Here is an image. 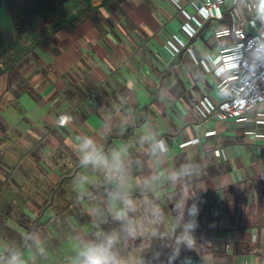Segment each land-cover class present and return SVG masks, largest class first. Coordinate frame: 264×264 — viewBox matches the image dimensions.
<instances>
[{
	"label": "crops",
	"instance_id": "0c3cea01",
	"mask_svg": "<svg viewBox=\"0 0 264 264\" xmlns=\"http://www.w3.org/2000/svg\"><path fill=\"white\" fill-rule=\"evenodd\" d=\"M204 2L90 0L0 74V264H79L108 235L118 264H264V104L221 117L216 72L264 16Z\"/></svg>",
	"mask_w": 264,
	"mask_h": 264
},
{
	"label": "built area",
	"instance_id": "2783aa9c",
	"mask_svg": "<svg viewBox=\"0 0 264 264\" xmlns=\"http://www.w3.org/2000/svg\"><path fill=\"white\" fill-rule=\"evenodd\" d=\"M176 1V0H175ZM215 2L205 0L204 9L210 16L213 15L209 8ZM259 8L260 0H256ZM235 43L230 49L220 53V67L218 74L231 72L225 80L228 86L230 82L231 93L225 96L219 104L218 113L224 118L245 120L248 112L264 104V31L256 34H248L242 28L233 31ZM259 119L258 122H262Z\"/></svg>",
	"mask_w": 264,
	"mask_h": 264
},
{
	"label": "trees",
	"instance_id": "16d2710c",
	"mask_svg": "<svg viewBox=\"0 0 264 264\" xmlns=\"http://www.w3.org/2000/svg\"><path fill=\"white\" fill-rule=\"evenodd\" d=\"M11 12L14 36L0 49V74L63 28H72L89 10L90 0H0ZM85 7V10H82Z\"/></svg>",
	"mask_w": 264,
	"mask_h": 264
},
{
	"label": "clouds",
	"instance_id": "9594fccd",
	"mask_svg": "<svg viewBox=\"0 0 264 264\" xmlns=\"http://www.w3.org/2000/svg\"><path fill=\"white\" fill-rule=\"evenodd\" d=\"M258 11L261 16H264V0H260ZM85 149H91L85 151L82 157L84 163H94L96 161L97 153L90 139H85L83 142ZM115 243V237L108 235L105 236L100 242L86 243L81 249L79 256V264H118L116 257L112 252V247ZM6 264H24L20 255L11 256Z\"/></svg>",
	"mask_w": 264,
	"mask_h": 264
},
{
	"label": "rangeland",
	"instance_id": "374dc122",
	"mask_svg": "<svg viewBox=\"0 0 264 264\" xmlns=\"http://www.w3.org/2000/svg\"><path fill=\"white\" fill-rule=\"evenodd\" d=\"M0 3H2L0 1ZM7 27L12 32L14 31V25L12 21V15L10 10L5 4H0V27Z\"/></svg>",
	"mask_w": 264,
	"mask_h": 264
},
{
	"label": "water",
	"instance_id": "95a60500",
	"mask_svg": "<svg viewBox=\"0 0 264 264\" xmlns=\"http://www.w3.org/2000/svg\"><path fill=\"white\" fill-rule=\"evenodd\" d=\"M10 0H6V3H8Z\"/></svg>",
	"mask_w": 264,
	"mask_h": 264
}]
</instances>
